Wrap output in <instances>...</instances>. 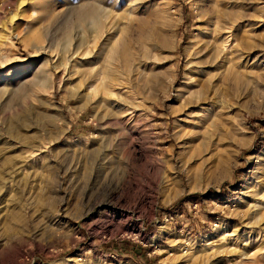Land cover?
<instances>
[{"label": "rangeland", "instance_id": "1", "mask_svg": "<svg viewBox=\"0 0 264 264\" xmlns=\"http://www.w3.org/2000/svg\"><path fill=\"white\" fill-rule=\"evenodd\" d=\"M241 254L264 264V0H0V264Z\"/></svg>", "mask_w": 264, "mask_h": 264}, {"label": "bare ground", "instance_id": "2", "mask_svg": "<svg viewBox=\"0 0 264 264\" xmlns=\"http://www.w3.org/2000/svg\"><path fill=\"white\" fill-rule=\"evenodd\" d=\"M95 11H97V10H95ZM76 17H77L78 21H80L79 23L83 22V24H85V21L88 20L89 22H86V23H90L94 27H98V25H99L100 16H98L97 13H95L93 11V9L90 10V9H86V8L82 7L81 9L78 10V13H77ZM101 20H103V18H101ZM221 31H223V29ZM223 32H224L225 35H228L227 30L223 31ZM225 50H227V49H224L223 51H225ZM111 53H112V50H111ZM114 53H116V50H114ZM192 55L193 56H190V58H189L190 60L188 62L191 64L189 72H190V75L193 77V79H191V84H189V90L190 91H189V96H187V98H188L187 99V103L194 105V107L192 106V109H191L192 113H196L200 118H206L205 115H209L207 113H209V111H210L209 110L210 108H208V106L210 105V102H209L210 99H208L209 98L208 97L209 96L208 93L214 87L213 84H212L213 77H212V81H211V77H210L211 76L210 75V70L212 69L213 63L216 62V61H214L212 54L210 56V54L205 53L201 47H197L193 51ZM125 57L126 56H113L112 59H113V61L114 60L117 61L116 60L117 58H125ZM116 75H120V74H118V72L115 71V69H112V67H110L107 70V72L105 73L104 78L101 79L102 83H101V87L100 88L102 90L103 89H105V90L107 89L106 93L111 91V90H114L115 87L118 85L117 81L114 82V80H115L114 77ZM115 78H117V77H115ZM216 89L217 88H215V90ZM219 94H217V96ZM221 103H222V101H221ZM190 113H189V115H190ZM198 116H196V117H198ZM252 262H253L252 258H246L245 255H242V254L237 258V264H251Z\"/></svg>", "mask_w": 264, "mask_h": 264}, {"label": "trees", "instance_id": "3", "mask_svg": "<svg viewBox=\"0 0 264 264\" xmlns=\"http://www.w3.org/2000/svg\"><path fill=\"white\" fill-rule=\"evenodd\" d=\"M173 208H175V205L173 206Z\"/></svg>", "mask_w": 264, "mask_h": 264}]
</instances>
